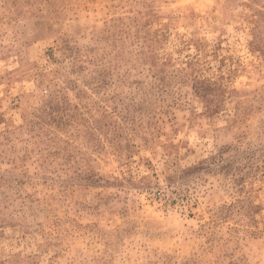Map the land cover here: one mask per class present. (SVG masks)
Listing matches in <instances>:
<instances>
[{"label": "rangeland", "instance_id": "374dc122", "mask_svg": "<svg viewBox=\"0 0 264 264\" xmlns=\"http://www.w3.org/2000/svg\"><path fill=\"white\" fill-rule=\"evenodd\" d=\"M0 264H264V0H0Z\"/></svg>", "mask_w": 264, "mask_h": 264}]
</instances>
